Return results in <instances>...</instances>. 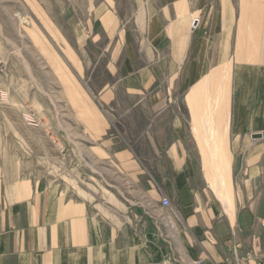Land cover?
I'll return each instance as SVG.
<instances>
[{
  "label": "crops",
  "instance_id": "obj_1",
  "mask_svg": "<svg viewBox=\"0 0 264 264\" xmlns=\"http://www.w3.org/2000/svg\"><path fill=\"white\" fill-rule=\"evenodd\" d=\"M61 1L107 61L84 155L115 187L82 194L0 153V264H264V0ZM101 105L129 143L103 139Z\"/></svg>",
  "mask_w": 264,
  "mask_h": 264
},
{
  "label": "rangeland",
  "instance_id": "obj_2",
  "mask_svg": "<svg viewBox=\"0 0 264 264\" xmlns=\"http://www.w3.org/2000/svg\"><path fill=\"white\" fill-rule=\"evenodd\" d=\"M64 4L0 0V153L6 162L18 157L21 164L11 167L34 166L39 157L40 173L79 193L110 194L115 186L104 180L113 176L100 174L84 155L85 146L100 141L99 92L91 78L105 72L107 61L95 65L97 50L77 41L73 26L59 23ZM118 95L130 97L121 89ZM106 108L100 107L109 122L103 139L113 134L129 143L121 121ZM125 181L119 193L129 191Z\"/></svg>",
  "mask_w": 264,
  "mask_h": 264
},
{
  "label": "built area",
  "instance_id": "obj_3",
  "mask_svg": "<svg viewBox=\"0 0 264 264\" xmlns=\"http://www.w3.org/2000/svg\"><path fill=\"white\" fill-rule=\"evenodd\" d=\"M196 22V19L194 20V24ZM161 203L164 207H173L172 201L168 196H163L161 199ZM167 219L169 220L168 216H166ZM201 263V260H198V264Z\"/></svg>",
  "mask_w": 264,
  "mask_h": 264
}]
</instances>
